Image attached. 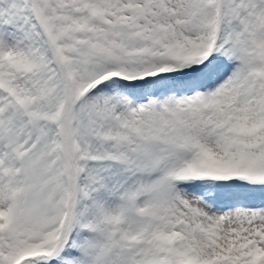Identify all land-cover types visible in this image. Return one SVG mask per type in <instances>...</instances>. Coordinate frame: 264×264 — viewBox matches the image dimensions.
I'll use <instances>...</instances> for the list:
<instances>
[{"label":"snow or ice","instance_id":"snow-or-ice-1","mask_svg":"<svg viewBox=\"0 0 264 264\" xmlns=\"http://www.w3.org/2000/svg\"><path fill=\"white\" fill-rule=\"evenodd\" d=\"M0 264H264V0H0Z\"/></svg>","mask_w":264,"mask_h":264}]
</instances>
